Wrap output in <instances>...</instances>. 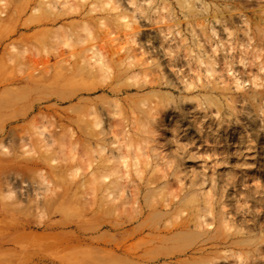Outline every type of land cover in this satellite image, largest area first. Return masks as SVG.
<instances>
[{
  "label": "rangeland",
  "instance_id": "374dc122",
  "mask_svg": "<svg viewBox=\"0 0 264 264\" xmlns=\"http://www.w3.org/2000/svg\"><path fill=\"white\" fill-rule=\"evenodd\" d=\"M115 3L87 67L0 0V264H264V0Z\"/></svg>",
  "mask_w": 264,
  "mask_h": 264
},
{
  "label": "bare ground",
  "instance_id": "6f19581e",
  "mask_svg": "<svg viewBox=\"0 0 264 264\" xmlns=\"http://www.w3.org/2000/svg\"><path fill=\"white\" fill-rule=\"evenodd\" d=\"M76 1L75 0H29V5L28 6H30V8L32 10V20H31L29 26H31V28H32L31 37H32L34 46L37 47L40 44H43V47L46 48L45 44L47 42V35L51 31V28L49 26L57 25V24L60 23L61 27H63L64 32H65V34H64L65 39L63 41V44L67 45L69 47H72L73 52L71 53V55L69 57L57 56V58H54V62H58V63H60V62L61 63L62 62H65V63L69 62V64L79 63V65L87 66V67L93 66L95 63L101 64L105 60L104 56L102 54L104 46L98 47V45L96 43V39H95V37L93 35L95 32L92 33L90 31V28H92L93 25L90 28H88V24H87L88 21L90 22V21L95 19L94 11L97 10V9L94 6H92V4L96 6L95 2H97V0H89L86 3H85V1H84V3L81 1L83 4L79 3V8H78V5L76 4L77 3ZM104 1H106V2L109 1L110 2V0H104ZM149 1L148 0H117L119 5H116V3L113 4V5L111 4V6H109V12L107 14L115 16L116 18L117 17L120 18L119 16L125 17L124 14L123 15L121 14V11L126 10V9L129 8L132 11V14H133V16L131 15V17H134L135 20H140L141 18L144 19L145 18L144 2H145V4H147ZM42 5L44 6V10L41 9ZM120 5H123L124 7L121 8V7H119ZM149 7H151V6H149ZM104 9H106V8H103V10ZM74 17H76V18H74ZM74 19H77V20L80 19L81 21H83L82 27L85 30H88V34H87V38H86L87 40H86V42H82L81 43V47L79 48V50H75L76 47H75L74 44L76 42L79 43V40H83V37L81 39V37H79V33L74 30V24H75V20ZM98 19H99V16H98ZM100 20H104V18L103 19L101 18ZM120 23L121 22H119V24ZM125 23H121V25H123ZM100 24L102 25V24H104V22H102V23L100 22ZM106 25H107V33H108V35L111 34V33L113 34L114 31L111 32V30L113 28L112 23H108L107 22ZM124 26L125 27H129L131 25L126 23ZM133 32L134 31H129L127 36L133 34ZM85 36H86V34H85ZM115 36H113V37H115ZM113 37H112V39H113ZM107 41H109V40L107 39ZM150 42H152V41H150ZM128 43H129V41H128ZM130 47H128V48H130ZM126 48L124 49V51L126 50ZM165 54H167V53H165ZM37 59L39 61H43V62H48L50 60L49 56H47V58H45V59H43V58H37ZM138 61H139V59H138ZM144 61L146 62V60H144ZM140 65H142V64H140ZM142 71H143V69H142ZM150 109H152V108H150ZM198 210H200V208H198ZM160 211H158V212H160ZM153 212H154V214H156L155 211H153ZM153 212H151V213H153ZM154 214H153V217H154ZM157 215H159V213ZM194 216L195 217L197 216V219H198V218L202 217V214L197 212V215L195 214V215L192 216L193 217V218H191L192 220L194 219ZM189 220H190V218H189ZM203 220H204V218H201V221H203ZM201 221H198L197 225H196V223L194 221L193 223H195V224H193V226L194 227L195 226H200V227L202 226L203 227V225H202L203 222H202L201 225L199 223ZM217 221H219V219H217ZM224 222L226 223V220ZM224 222H223V224H224ZM175 233H176V231H175ZM204 234H206V233H204ZM172 235H173V233H172ZM190 235H193V234H190ZM199 235H202V234H199ZM208 235H209V237H214V236L210 235V232H209ZM212 235H214V234H212ZM206 238H204V239L206 240ZM173 240H175V239H173ZM257 254H258V252H257ZM242 264H244V263H242ZM255 264H256V262H255Z\"/></svg>",
  "mask_w": 264,
  "mask_h": 264
}]
</instances>
